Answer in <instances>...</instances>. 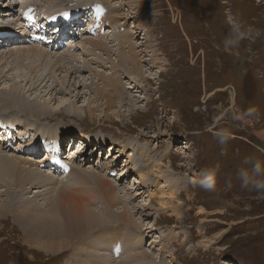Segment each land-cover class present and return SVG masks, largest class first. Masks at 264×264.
<instances>
[{"label":"rangeland","instance_id":"rangeland-1","mask_svg":"<svg viewBox=\"0 0 264 264\" xmlns=\"http://www.w3.org/2000/svg\"><path fill=\"white\" fill-rule=\"evenodd\" d=\"M12 1L14 0H0V18L9 20L7 22L12 25L15 37L32 40L31 31L40 29V42H46V38L53 35L52 31L44 32V13L58 21L61 13L74 9L73 5H68L47 11L46 8L53 7L59 0ZM103 1L87 0L85 3L90 2L93 10H96V4ZM50 2L54 3L49 4ZM103 9L110 17L111 25L97 27V22H91L94 15L90 12V21L86 19L80 25L82 29L89 28L90 31H81V35L95 39L111 38L116 44L118 40L115 39L128 32H123L124 28L134 32V51L138 59L142 60V64H139L144 66V72H149L151 77L143 80L137 73H133V76L129 73L125 75L133 70L128 63L131 60L126 59L127 62L120 63L124 70H128L122 72L123 82H119L117 75H114L115 81L123 85L117 89L112 85V79L105 85L99 78V73L104 71L110 75L114 70V63L119 61L118 44L113 46L109 56L95 42L89 43L91 49L99 52L98 56L107 64L101 68L92 65V62L90 64L88 53L78 47L75 52L78 51L83 66H90L92 69L84 73L74 70L65 72L63 68L60 70L53 53L57 52L55 48L65 51L68 44L59 43L58 40L56 43L60 47H41L50 52L48 57L30 55L22 58L25 62L35 64L39 70L42 69L41 74L48 71L46 87L37 85L39 90L37 86L33 90L39 95L37 102L41 105L46 103L50 109L48 112L54 113L57 118H63L60 120L66 119L70 129L62 127V131L75 133L67 135L64 144L57 149L52 143L51 153H56V158L69 164V160L65 158L66 155H72L69 143L75 145V142L82 139L87 143L89 141L85 137L92 135H100L101 139H105L103 147L92 141L86 149H76V155L82 154L76 166H82L86 169L85 172L99 170L112 180L122 196L116 204L127 199V189L132 188L142 194L124 202L134 224L122 223L116 228L120 233L113 231V223L121 222L115 216L111 221L113 225L108 223L109 229L105 228L108 242L113 241V232L114 236H119L121 246L124 244L127 248L128 244L131 246L139 239L134 251L131 250L135 253V262L130 264L149 263L148 259L137 258L143 253L141 251L148 252L149 257L153 253L157 255L151 264H226L230 260L235 264H264V192H257L252 186V180L264 179V0H110ZM95 13L99 20L100 10ZM229 15L238 19L246 28L258 30L261 35L243 41L238 49H225L223 41L229 33ZM68 33L69 39L73 37L75 43L81 44L82 40V45L84 44L85 40L77 35L76 30L74 33L69 30ZM65 39L67 38L63 37V41ZM16 42H8L0 48L2 52H6L0 58V72L5 70L0 77L8 76L6 80L0 79L2 87L17 79L12 78L14 71H10L11 68L5 65L14 61V57L16 60L21 58L20 54L6 56L9 54L8 50L15 51V47L19 45ZM55 55L59 58L57 53ZM58 61L62 62L61 59ZM138 72L141 73V70ZM131 77L134 81H130ZM20 82L21 80L19 84H24ZM104 85L105 89L114 90L111 107L106 106L109 97L106 91L101 93ZM58 89L63 93L58 95ZM50 91L54 94L51 95ZM52 96L56 97V101L52 100ZM17 98L13 97L8 100L10 104L6 101L3 105L14 106L17 102L18 105L15 106H24L26 101L21 97ZM57 100H65L80 115L65 112L59 108ZM25 105V111L30 115L37 113L32 105ZM251 108L258 112H249ZM57 123L49 125H61L60 121ZM20 133L13 131V140ZM30 133L35 132L31 130ZM80 137L82 139H77ZM11 141L12 139L9 143ZM24 144L27 143L18 142L12 149L14 147L20 150V146ZM44 154H48L47 149L38 154L37 161L46 160ZM258 162L261 165L260 171L253 173V166ZM48 169L55 172V167L50 166ZM59 171L61 174L58 186L70 183V180L63 179L65 170ZM122 172L127 174L121 176ZM210 172L215 175L216 183L213 189L205 190L199 186V180ZM139 176L142 184L134 186L133 181ZM245 179L249 181L248 186L242 187ZM18 184L14 185L16 189L22 185ZM23 184L21 191H16V194L13 192L16 189L13 190L14 186L12 187L18 203L23 205L30 200V204L37 208L51 207L50 202L55 198L56 190L50 187L51 189L38 193L42 189L40 184L28 181ZM143 184L150 188H143ZM90 192L93 195L97 192L99 194L95 195L98 198L90 206L94 207L95 202L96 206H103L100 192L93 189ZM151 195L156 197L152 198ZM141 204L144 205L139 207ZM122 205L114 206L113 211L117 210L118 213L115 214L118 216L123 211ZM103 212L105 213L102 214H106L108 210ZM133 225L135 227L129 229ZM149 225L153 226L152 231L149 230ZM124 229H129L130 235L127 236ZM38 230L42 236L37 238V234H30L33 235L30 239L23 225L12 215H1L0 264H65L73 248L58 252L43 251L39 245L42 242L50 243L48 231ZM135 236L136 239H131ZM39 239H42L40 244L36 241ZM93 240L98 241L95 243L97 245H104L100 239L94 237L91 241ZM153 240H158V243ZM127 248L125 251H129ZM103 251L105 256L112 258L110 245L108 249L103 248ZM135 251H139L137 255ZM92 257L97 261L103 259L110 264L116 263L106 257ZM80 259L85 261L88 256L84 255Z\"/></svg>","mask_w":264,"mask_h":264},{"label":"bare ground","instance_id":"bare-ground-1","mask_svg":"<svg viewBox=\"0 0 264 264\" xmlns=\"http://www.w3.org/2000/svg\"><path fill=\"white\" fill-rule=\"evenodd\" d=\"M56 1H58V0H56ZM59 1L60 2H58L57 4H53L52 5L53 7L46 8L47 11H49L51 9H55L59 6H68V5H73L74 9L71 12H68V11L63 12L61 14L62 18L59 21L52 19L51 17H49V14L44 13L43 18H42L43 20L44 19L46 20V24L43 27L45 29L44 32H50L49 31L50 26H55L54 28H57V27L61 26V24H64L63 21H65L67 28L72 30V33H74V31L76 30L77 35H81V31L82 32L90 31L89 28L82 29V27H80L81 23L84 22L86 19H87V21H90V17H91V16H89L90 12H92L94 15L93 16L94 19L91 22L92 23L97 22L98 23L97 27L111 25V23H110L111 19L108 15L105 14V11L103 9L104 5L109 4L110 0H104L103 2H100V3L98 2L96 4V10H93L92 6H90L89 3L91 1L89 3H85L87 0H59ZM92 1H95V0H92ZM111 1L113 2V0H111ZM12 2L18 3V2H21V0H14ZM54 2H50L49 4H52ZM1 5L2 4H0V16L2 15V13H1L2 12L1 11L2 6ZM114 9H113V11H114ZM97 10H100L99 15L101 18L99 20L96 19L95 11H97ZM44 11H46V10H44ZM7 14L5 13V15H7ZM9 15L10 14H8V16ZM113 15H115V13H113ZM116 17H118V13L116 14ZM7 21H9V20L8 19L6 20L5 18L4 19L0 18V48H1V45L2 46L6 45L8 42L17 41L16 43H18L19 45L15 47V51L14 50L12 51V52H14V54L11 52V50H8L9 52L7 51V53H9V54H7L6 56L11 55V57H12L13 55L17 56L18 54H20L19 56H21V58L19 60H16L14 57L13 58L14 61H11V63L7 62V64H5L7 67L11 68L10 71H14L12 74V78H17V79H15V80L13 79L14 82L12 84H7V86L2 87V83L0 84V87H1L0 88V115L2 116V119L0 120V122H9L8 128H7V133H6L7 135H6L5 139H3L2 136H0V140H2V141H0V216L1 215H8V214L12 215L19 222V224L21 223L23 225L24 230L27 232L26 234L29 236L28 238H30V239L33 237V235H30V234H35V235L37 234V238H40L42 236V234L40 235V233H39L40 231L38 229H40L42 231L47 230L48 231L47 236H48L50 243L49 242H42L40 244L39 241H42V239L36 240L40 244L39 245L40 249H43V251H45L47 253L48 252H58V251L66 250L68 248H70V249L73 248V250L71 251V254H70V258H68V260L66 261L65 264H91V263H93V264H110L108 261L103 260V259L102 260L98 259V261H97L96 258H93L92 256L106 257L109 261L111 259L112 262H116L115 264L134 263L135 258H133V257H134L135 253L133 254V251L135 248V243H138L139 239L135 240V242H133L131 244V246L128 244L129 247L127 248V246L125 247L124 244H123V246H121V243H119V236L118 237H116V235L114 236V232H113V237L111 238L113 241L108 242L107 241L108 236L106 234L107 229H105V228L107 227L108 223H111V224L113 223V222H111L113 220L112 217L114 218L115 216L121 222L113 223L114 224L113 231L117 230V232H119V230L116 228L119 225H121L122 223L134 224V220H133L132 216L131 215L129 216L128 215L129 213L126 211V207L124 206V202L129 200L130 198L136 199L137 197H140V195H142V194L140 192H138L137 190H132V188L127 189V195H128L127 199H122V200L120 199L122 203L119 202L118 204H116L117 200L119 198H122V196H120V194H121L120 189H118L114 186V184L112 183V180H109V178L106 177V175H104L99 170H98V172H95V171L85 172L86 169L82 168V166H76L77 161L80 159V155H82L81 153L76 155V152H75V151H77L76 149L79 150L81 148L84 150V149H86V147L90 146L89 142H92V141H93V144L94 143L99 144L103 147L105 139L104 138H103L104 140L101 139L100 135H96V136L92 135V136L85 137V139H87V141H89L87 143L82 141V140H84V139H82V137L77 138V139H82V140H80V142L77 141L78 143L75 142V145L72 146V148L70 150V154L72 153V156L66 155L67 157H65L69 160V164H65L64 162H62L61 159L56 158V153H54V154L51 153L53 151L52 146H51L52 143H54V147H55V149H57L64 144V140L67 138V135H70V134L74 135L75 133L72 131H62L63 129H67V130L70 129L68 124L65 122L66 119L60 120L63 118H57V117H55L54 113L48 112V111H50V109L48 108V105L46 103L41 105L37 102L39 95H37L35 92H33V90L37 89L36 88L37 85L38 86L44 85L43 87H46L45 82H46V74L48 73V71L44 74H41L40 72L42 71V69L39 70L40 68L38 69V67L35 64H33L32 62L31 63L25 62L22 58L25 59L26 56H30V55H32V56L34 55V57L37 56L38 58L48 57L50 52H48L47 50H44V49H50V48L54 49L55 46L60 47L61 45H59V43L55 42V39L53 38V35H55V34L47 37L46 42H40V39L42 38L41 37L42 33L38 35V33L41 32L40 29H38L36 31H33V30L31 31V34L33 36L32 40L28 39L27 37H18V36L15 37L16 34L12 29V25ZM75 21L78 22L77 27L74 24ZM122 31L123 32L128 31V32H124L120 37L115 39V40H118V42L116 44H118L120 46V53L118 54V58H119L118 63H114V65H113L114 70L111 71L110 75L105 74L106 72H104V71L102 73H99L100 74L99 78L102 79V82L105 85L109 84V80L112 79V85L115 86L117 89L119 87H121L123 84L117 83L115 81L114 75H117L116 79L119 82H123V77H122L123 73L122 72L128 71V70H124L123 69L124 67H122L120 65V63L121 62H127V61H125L126 59L131 60V62H128V63L133 70L126 72L125 75L129 73L133 76V73H137L140 75V76H138V75L137 76L142 77V79L150 76L149 72H147V71L144 72V70H143L144 66L140 65V64H142V60L138 59L139 57L136 54V52L134 51L135 44H134L133 40H135L134 39L135 33L131 32L130 30L125 29V28ZM61 32H62V30H61ZM55 33H58V31H55ZM74 35H76V34H74ZM74 35H72V36H74ZM63 36H66V38H67V39H65V40H67V42H64L65 41L64 40L63 43L64 44L66 43V45L68 44L65 51H61V50H58V48H55V49H57V52H55V53H57V57H59V58H56L55 53H53V55L55 57V61H56L55 63L57 64V66L61 67L60 70H62V68H63V70L65 72L74 70L78 73H80V72L84 73L86 70H92L90 66H88L86 68L83 66L82 59H81V57L78 56V51H76L77 53L75 52V50L78 49V47L79 48L82 47L83 51L88 53V55L90 56L89 63L92 62V65L101 68V67H106L107 64L104 60H102L98 56L99 52L97 53L96 51H93L91 49L89 43L95 42L97 44V46L100 49L104 50L105 53L109 56L111 55V53L113 51V46L116 45L115 41L112 40L111 38H109V39H95V38H88L86 35H81L83 40H85L84 44L82 45V40L80 41L81 42V44H80V43H75L73 41L74 40L73 37L71 39H69V33H67V35H63ZM55 37H57V36H55ZM69 40H70V42H69ZM47 43H49V44H47ZM27 45H31V46H27ZM25 46H27V47H25ZM41 47H43V48L45 47V48L43 49ZM143 52H145V50H143ZM5 54H6L5 51H3V52L1 51L0 52V58L2 57V55H5ZM29 59L28 60L31 61V58H29ZM59 59H61L62 62L58 61ZM35 60L37 61V59H35ZM50 60H51V58H50ZM36 61H34V62H36ZM53 63H52V65H53ZM50 64H51V62H50ZM43 65H44V63H43ZM45 65H46V63H45ZM0 69H2V67ZM24 69L25 70L27 69L26 70L27 71L26 76H25L26 71H22ZM137 69L141 70V73H139ZM151 69H152V67H151ZM43 70H45V69H43ZM94 70H98V69H94ZM4 72H5V70L3 69L0 72V74H3ZM112 72H113V74H112ZM22 75H24V78L22 77ZM152 75L154 76V74H152ZM28 76H30L32 78H30ZM0 79L6 80V79H8V76H2V77H0ZM20 80L24 84H22V85L19 84ZM51 80H53V79H51ZM0 81L2 82V80H0ZM130 81H134L133 77L130 78ZM129 84H132V83L129 82ZM49 85H51V84H49ZM105 85H104L103 89H101L102 90L101 93H103V91H106V94H108V96H109L106 100V102H107L106 106L111 107V105H113V103H112L113 96H115L114 90L105 89L106 88ZM128 88L130 89L131 86H129ZM38 90H39V87H38ZM46 91H48V90H46ZM39 92H41V90ZM43 93H38V94L42 95ZM49 93L51 95L54 94L51 91ZM56 93L58 95H60L63 92H61V90L58 89L56 91ZM51 95H49V96H51ZM13 97H16V98L21 97V99L26 101L25 103L27 105H32L33 108L37 111V113L36 114L32 113L30 115L28 113V111L26 112L25 107H27V106L25 105L24 102H23L24 104L22 103L24 106H21L23 108L15 106V104L18 105L17 102L14 104V106H11L8 104L3 105V103H6V101L8 102V100H10ZM51 98H52V100L56 101V97L52 96ZM101 98H102V96H101ZM16 100H18V98ZM27 101H28V103H27ZM57 101H59V105H60L59 108H62L63 110H65V112H67V113L72 112V113H70L72 115H76V114L80 115V113H78L76 110H74L73 108H70L68 106V102H66L65 100H57ZM19 102H20V100L18 101V103ZM20 105H21V103H20ZM59 108H57V109H59ZM51 111H55V110H51ZM42 118H46V119L43 120ZM58 121L61 122V123H59L61 125H58L57 127H55L56 124H58L57 123ZM52 123H56V124L54 126H50ZM62 127H64V128L61 129ZM0 129H1V127H0ZM31 130L34 131L35 133H30ZM13 131L16 133L21 132L20 135H16L15 140H13V137H12ZM40 133H41V135H40ZM92 138H93V140H91ZM10 139H12L11 143H9ZM30 140H32V141H30ZM74 140H75V138L73 139V141ZM28 141H30L31 143L30 142L28 143ZM18 142L27 143V144L20 146V147H22L21 148L22 150L21 149L19 150L18 148H14V147L12 149V146L17 144ZM32 146H35L33 148V150L37 149L36 153H31ZM172 147H173V145H172ZM174 147H175V145H174ZM46 149H47V153H48L47 155L44 154V157L46 160L41 159V161H37L39 159L38 154L44 152V150H46ZM61 157H64V155ZM44 161H49V163L45 164ZM20 164H23L24 166L22 167ZM50 166L55 167V172L52 169H48V167H50ZM60 169L65 170V174L68 173L67 175L63 174L64 175L63 179L64 180H66V179L70 180L71 181L70 183L61 184L60 186H58L59 176L61 174V172L59 171ZM49 173H51V175ZM125 173L126 172H124V173L122 172L121 176H124L127 174V173L126 174ZM107 174L109 175V172ZM141 180H142V178H141ZM141 180H140V176L137 177L133 181L134 186L142 184ZM26 181H28V183L36 182L37 184H40L42 189L39 188L40 190H38V193L39 192L41 193L43 191H47V190L51 189L50 187H52L54 190H56V196H55V194H53L55 196V198L52 199V202H50V200L47 201V202L51 203V207H47V208L46 207H39V208H37L36 206H34V204H32V205L30 204L31 203L30 200L23 203V205L26 206L25 208H23V205L21 203H18V199L15 195L17 193L16 191H21L20 188H22V185L24 186L23 183ZM18 183H21L22 185L20 186V188L16 189L15 188L16 186H14V185L17 184V186H18L19 185ZM12 187H13V190L14 189H16V190L13 191ZM142 187L148 188V189L150 188L149 185H145V184H143ZM91 189H93V191L98 190L100 192V195L102 196L103 202H104L103 206H100V205L96 206L97 202H95L94 207L90 206V204H94V201L96 200V198H98L97 196H95L98 194V192H97V194L94 193L95 195H93L92 194L93 192L92 193L90 192ZM160 192H162V191H160ZM164 194L166 195V191ZM21 196L23 197V195H21ZM162 196L163 195H160V197H162ZM50 197H52V196H50ZM151 197L155 198L156 196L151 195ZM167 197H165V200ZM168 199H169V197H168ZM100 200H102V199H100ZM38 201H40V200H38ZM28 202H29V204H28ZM47 202L45 203V205L47 204ZM128 203H129V201H128ZM121 204H123L122 205L123 207L120 206L123 208V211L119 212V213H121V215L118 216L115 214L116 212L118 213V211L115 210L116 212H114L113 210L115 209L114 208L115 205H121ZM144 204H141L138 206L141 207ZM165 205H166V203H165ZM135 207H137V206H135ZM106 210H108V212L106 214H102V213H105L103 211H106ZM31 211H35V213L36 212L37 213L32 214ZM117 219L114 222H116ZM134 227L135 226L133 225L129 229H132ZM149 227L151 228L149 230L152 231L153 226L149 225ZM111 228H113V227H111ZM139 228H141V227H139ZM129 229H126V230L124 229L127 232V236L130 235ZM108 234H110V232ZM101 235H104V238H101ZM47 236H45V237H47ZM94 237L102 240L104 245L95 244L98 241L94 242V240H93V242H92L91 239ZM34 238H36V237H34ZM44 238H43V240H44ZM136 238H137L136 236L131 237V239H136ZM153 242L158 243V240H153ZM109 245L111 246V249H112V253H111L112 258L105 256V254H104L105 251H103V248L108 249ZM126 248L129 251H125ZM98 250H100V252ZM131 250H133V251H131ZM138 252L139 251L136 252V255L138 254ZM141 252H143V253L142 254L139 253L140 255H138L139 256V257H137L138 259H140V260L148 259L147 260V261H149L148 264H151L150 263L151 261L154 263V258L157 255L155 256L153 253L151 255V257H149V256H147L148 252H145V251H141ZM124 254H127V256L124 257ZM84 255L88 256V259L85 261L80 259V257H82ZM115 259H117V260H115ZM93 260H96V261H93ZM141 264H142V262H141ZM144 264H147V263H144ZM226 264H235V262L230 260Z\"/></svg>","mask_w":264,"mask_h":264},{"label":"clouds","instance_id":"clouds-1","mask_svg":"<svg viewBox=\"0 0 264 264\" xmlns=\"http://www.w3.org/2000/svg\"><path fill=\"white\" fill-rule=\"evenodd\" d=\"M227 22L229 24V33L223 41V46L225 49L234 50L238 49L241 43L245 40L254 39L259 37L261 33L258 30H253L252 28H246L238 19L229 15ZM249 112H258L257 109L251 108ZM231 135V133H229ZM223 142V141H222ZM260 163H256L253 166L252 172L258 173L260 171ZM216 183V178L213 173H208L199 180V186L205 190H211L214 188ZM248 179L244 180L242 187L248 186ZM252 186L257 192H264V179H254L252 180Z\"/></svg>","mask_w":264,"mask_h":264},{"label":"snow or ice","instance_id":"snow-or-ice-1","mask_svg":"<svg viewBox=\"0 0 264 264\" xmlns=\"http://www.w3.org/2000/svg\"><path fill=\"white\" fill-rule=\"evenodd\" d=\"M29 19H31V17H29Z\"/></svg>","mask_w":264,"mask_h":264}]
</instances>
